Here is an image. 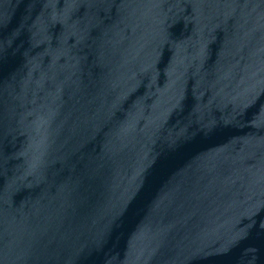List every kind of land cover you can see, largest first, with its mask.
I'll list each match as a JSON object with an SVG mask.
<instances>
[{"label": "water", "instance_id": "1", "mask_svg": "<svg viewBox=\"0 0 264 264\" xmlns=\"http://www.w3.org/2000/svg\"><path fill=\"white\" fill-rule=\"evenodd\" d=\"M0 264H264V0H0Z\"/></svg>", "mask_w": 264, "mask_h": 264}]
</instances>
